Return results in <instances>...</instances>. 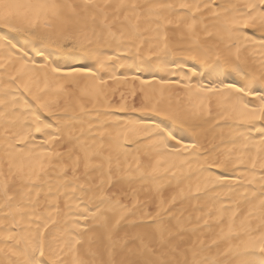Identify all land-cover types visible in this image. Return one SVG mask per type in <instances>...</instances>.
Here are the masks:
<instances>
[{
    "label": "bare ground",
    "instance_id": "6f19581e",
    "mask_svg": "<svg viewBox=\"0 0 264 264\" xmlns=\"http://www.w3.org/2000/svg\"><path fill=\"white\" fill-rule=\"evenodd\" d=\"M126 2L0 32V264H105L153 222L133 247L243 264L264 235V28L231 23L254 0Z\"/></svg>",
    "mask_w": 264,
    "mask_h": 264
},
{
    "label": "snow or ice",
    "instance_id": "6c2138e0",
    "mask_svg": "<svg viewBox=\"0 0 264 264\" xmlns=\"http://www.w3.org/2000/svg\"><path fill=\"white\" fill-rule=\"evenodd\" d=\"M82 7L84 11L91 10L94 13L104 15L107 18V9L114 8L116 12L125 11L132 12L136 14L138 9L141 8L140 5L136 3H127L126 0H120L115 6L108 3V0H103V2H97V0H84L83 5H74L67 2V0H29L28 3H20L19 0H0V32L3 29H9L14 32H24L29 36L40 38L38 36V28L40 21L43 20L45 24H48L52 20L59 19L64 16L67 12L71 11L76 14V9ZM171 5H152L151 8H170ZM183 7V6H182ZM246 12L239 17H233L231 23L237 26H243V28L256 27L257 24L261 28H264V0H254V2L245 6ZM96 18L95 15L92 17ZM160 19L159 15L156 17ZM127 19V16H125ZM170 23V21H169ZM5 36L4 41L10 47L15 48L16 45L11 42L8 38V33H3ZM27 55V53H25ZM74 71H79L74 70ZM238 91L244 92V89H238ZM259 100L261 101L259 109L251 108L249 111L253 114L252 119L264 118V93H257ZM248 108V105H244ZM260 113V116L255 115L256 112ZM39 131V129H37ZM159 135L165 139H175L177 143L180 140L177 139L173 132H166L164 129L159 130ZM252 167H256V162H252ZM260 167L264 168V160L261 161ZM43 164L41 163V171H43ZM120 221L117 220L115 224L112 225L109 232V239L112 238V232L119 230ZM146 230L144 232L133 233L132 235H127L124 237L125 242L117 250L116 244L113 242L112 248L109 249V259L105 264H179V262L174 261L169 258V255L165 251H161L156 248H148L147 245H143L141 248L133 247L135 241H143V238L151 230H162L159 225L155 222L151 225L145 226ZM80 243V241H76ZM258 247L260 256L257 258L254 249ZM253 251L249 253V259L245 260L243 264H264V235L259 238V243L251 245ZM174 251V250H173ZM94 255V253H92ZM119 254L120 258L116 259L115 256ZM16 264H21L17 261ZM22 264H64L63 261L57 259L53 261L51 258L44 259V251L41 246L39 249V258L35 255V251L31 256H25ZM72 264H89V261L73 258ZM188 264V262H185ZM191 264H200V262L193 259Z\"/></svg>",
    "mask_w": 264,
    "mask_h": 264
}]
</instances>
